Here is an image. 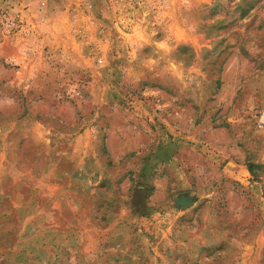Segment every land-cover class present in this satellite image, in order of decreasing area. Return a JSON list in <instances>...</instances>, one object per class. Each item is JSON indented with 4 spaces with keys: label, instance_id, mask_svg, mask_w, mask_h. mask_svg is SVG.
<instances>
[{
    "label": "rangeland",
    "instance_id": "374dc122",
    "mask_svg": "<svg viewBox=\"0 0 264 264\" xmlns=\"http://www.w3.org/2000/svg\"><path fill=\"white\" fill-rule=\"evenodd\" d=\"M0 264H264V0H0Z\"/></svg>",
    "mask_w": 264,
    "mask_h": 264
},
{
    "label": "bare ground",
    "instance_id": "6f19581e",
    "mask_svg": "<svg viewBox=\"0 0 264 264\" xmlns=\"http://www.w3.org/2000/svg\"><path fill=\"white\" fill-rule=\"evenodd\" d=\"M182 200H183V201H182ZM182 200H180V201H179V203H180V204H182V205H185V204H187V203H188V201H189V200H186V199H182ZM181 201H182V202H181Z\"/></svg>",
    "mask_w": 264,
    "mask_h": 264
},
{
    "label": "water",
    "instance_id": "95a60500",
    "mask_svg": "<svg viewBox=\"0 0 264 264\" xmlns=\"http://www.w3.org/2000/svg\"><path fill=\"white\" fill-rule=\"evenodd\" d=\"M182 199H186V200H189V201H190V199H189V198L185 197V198H181V199L177 200V202H176V203H178V202H179L180 200H182Z\"/></svg>",
    "mask_w": 264,
    "mask_h": 264
},
{
    "label": "trees",
    "instance_id": "16d2710c",
    "mask_svg": "<svg viewBox=\"0 0 264 264\" xmlns=\"http://www.w3.org/2000/svg\"><path fill=\"white\" fill-rule=\"evenodd\" d=\"M249 169H250V172L253 173V172H252V169H251L250 167H249Z\"/></svg>",
    "mask_w": 264,
    "mask_h": 264
}]
</instances>
